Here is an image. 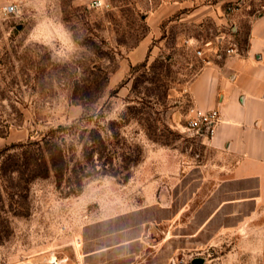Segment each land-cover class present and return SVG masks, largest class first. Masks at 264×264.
Instances as JSON below:
<instances>
[{"label": "rangeland", "instance_id": "1", "mask_svg": "<svg viewBox=\"0 0 264 264\" xmlns=\"http://www.w3.org/2000/svg\"><path fill=\"white\" fill-rule=\"evenodd\" d=\"M101 1L0 0V264H264L186 128L214 0Z\"/></svg>", "mask_w": 264, "mask_h": 264}, {"label": "crops", "instance_id": "2", "mask_svg": "<svg viewBox=\"0 0 264 264\" xmlns=\"http://www.w3.org/2000/svg\"><path fill=\"white\" fill-rule=\"evenodd\" d=\"M235 1L214 0L194 10L196 19L209 15L226 24L231 20L240 54L204 60L189 92L193 107L220 111L214 137L202 141L215 153L220 184L241 195L244 210L264 213V13L242 8L228 20L224 5Z\"/></svg>", "mask_w": 264, "mask_h": 264}, {"label": "built area", "instance_id": "3", "mask_svg": "<svg viewBox=\"0 0 264 264\" xmlns=\"http://www.w3.org/2000/svg\"><path fill=\"white\" fill-rule=\"evenodd\" d=\"M252 0H237L230 2L226 6V12L224 15L227 18H231V15L242 8L253 11L254 14L259 15L264 13V3L259 4L257 7L252 6ZM94 6L102 5L101 0H93ZM4 10L8 13L16 14L19 12L17 4H7L4 6ZM237 28L234 23L226 24L222 26L219 34L215 38H210L200 42V45L196 48V53L200 57L208 58L207 62L211 60V57H223L224 55L240 54L239 42L236 37ZM185 43L190 45V40L186 39ZM221 120L220 111L217 108L214 109H202L198 107H192L187 119L186 128L199 136L201 140H211L217 130V126ZM15 264H64L58 257H51L44 260L34 261L32 259L24 258L18 260Z\"/></svg>", "mask_w": 264, "mask_h": 264}, {"label": "trees", "instance_id": "4", "mask_svg": "<svg viewBox=\"0 0 264 264\" xmlns=\"http://www.w3.org/2000/svg\"><path fill=\"white\" fill-rule=\"evenodd\" d=\"M42 141L44 142V143H48V142H51L52 140H51V138L49 139V138H43L42 139ZM59 157H64V155L59 151ZM49 158H50V160L53 162V160H54V158H55V156H53V154H50V156H49Z\"/></svg>", "mask_w": 264, "mask_h": 264}]
</instances>
